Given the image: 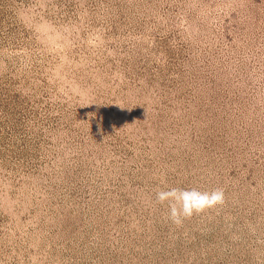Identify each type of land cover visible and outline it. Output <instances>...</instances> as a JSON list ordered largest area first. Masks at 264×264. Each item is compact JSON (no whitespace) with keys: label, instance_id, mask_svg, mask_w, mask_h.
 Masks as SVG:
<instances>
[{"label":"rangeland","instance_id":"rangeland-1","mask_svg":"<svg viewBox=\"0 0 264 264\" xmlns=\"http://www.w3.org/2000/svg\"><path fill=\"white\" fill-rule=\"evenodd\" d=\"M0 264H264V0H0Z\"/></svg>","mask_w":264,"mask_h":264},{"label":"clouds","instance_id":"clouds-1","mask_svg":"<svg viewBox=\"0 0 264 264\" xmlns=\"http://www.w3.org/2000/svg\"><path fill=\"white\" fill-rule=\"evenodd\" d=\"M156 201L161 205L167 204V219L174 225L181 226L185 220L223 206L225 193L222 188H215L209 192L197 188L173 187L157 191Z\"/></svg>","mask_w":264,"mask_h":264}]
</instances>
